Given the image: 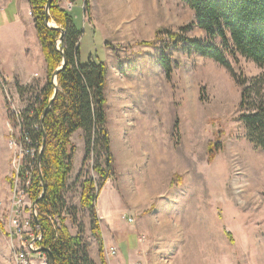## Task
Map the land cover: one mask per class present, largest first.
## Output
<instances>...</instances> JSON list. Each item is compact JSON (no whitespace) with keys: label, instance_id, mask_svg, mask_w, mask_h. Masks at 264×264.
I'll return each mask as SVG.
<instances>
[{"label":"rangeland","instance_id":"374dc122","mask_svg":"<svg viewBox=\"0 0 264 264\" xmlns=\"http://www.w3.org/2000/svg\"><path fill=\"white\" fill-rule=\"evenodd\" d=\"M81 2L75 0L69 11L83 30L79 60L82 64L90 57L106 61L109 72L108 128L114 165L99 196V208L96 205L99 218V209L113 212L112 220L102 223L100 219L104 235L109 238L114 229L123 250L128 232L137 236L145 264H264V150L247 140L238 118L241 87L214 59L177 48L168 38L170 47H165L162 38L155 46L146 44L165 29L205 39L195 11L186 0H115L113 13L99 10L95 29L83 23ZM9 13L11 9L0 10V24L10 18ZM190 23L192 28L183 31ZM17 31L7 26L0 33V75L25 104L40 93L47 73L46 64L31 52L39 43L37 30L28 29L23 36L28 43L25 50L14 51L22 40L16 37ZM162 52L172 61L171 79L160 62ZM2 62L8 70H35L28 79L19 71L7 77ZM234 68L249 77L264 73V67L246 57ZM3 101L9 117L10 106L5 97ZM83 137V130L72 137L77 151L64 191L62 216L73 235L82 232L89 253L96 256L99 243L81 197L86 178L100 184L93 169L100 147H95L96 153L83 165ZM212 140L221 142L222 148L210 161ZM12 167L11 153L9 174L0 173L6 182L0 184V264H15L6 233ZM56 221L60 224L59 217Z\"/></svg>","mask_w":264,"mask_h":264},{"label":"trees","instance_id":"16d2710c","mask_svg":"<svg viewBox=\"0 0 264 264\" xmlns=\"http://www.w3.org/2000/svg\"><path fill=\"white\" fill-rule=\"evenodd\" d=\"M28 1L47 73L46 84L23 112L25 129L32 143L39 148L45 140L43 151L37 152L32 160L35 165H39L40 159L43 180L37 166L30 189L33 202L38 200L36 206L42 232L39 245L52 252L54 264H97L90 256V245L84 240L82 232L73 235L62 216L66 206L64 191L74 168L77 151L72 137L77 131L83 130V165L96 153L95 147H100L93 166L100 177V184L93 178L85 179L81 205L91 213V231L99 243V264H109L96 209L100 193L113 175L114 165L108 128V65L106 61L96 62L91 59L85 64L80 62L83 30L77 27L74 17L60 7L58 0H53L50 4V19L63 32L46 23V5L49 0ZM186 1L195 11L197 24L206 38H192L165 29L159 30L157 37L146 44L155 46L158 39L162 38L165 47H170L168 38L175 47L183 48L189 53H201L227 68L241 87L238 118L245 128V137L256 148L264 150V73L249 77L243 70L236 71L234 68L241 57L264 67V0ZM84 5L85 12L89 14L91 1L85 0ZM192 26L193 23L187 24L182 30L188 31ZM59 38H62V42H58ZM182 42L185 43L183 46L180 45ZM107 46L111 44L107 43ZM64 58L65 65L57 74L56 86L53 74L62 65ZM160 62L167 79H171L174 69L165 52H162ZM56 87L58 90L54 96ZM9 118L12 119L10 115ZM221 148V142H209L210 161ZM44 188L46 192L40 198ZM56 217H59L60 224ZM227 235L233 240L231 232H227Z\"/></svg>","mask_w":264,"mask_h":264},{"label":"built area","instance_id":"2783aa9c","mask_svg":"<svg viewBox=\"0 0 264 264\" xmlns=\"http://www.w3.org/2000/svg\"><path fill=\"white\" fill-rule=\"evenodd\" d=\"M58 2L60 7L67 12L74 7L72 0H58ZM30 14L32 15V11ZM0 86L10 106L12 117L8 128L10 137L8 146L12 150L13 171L10 204L7 210L9 228L6 233L12 241L15 264H49L48 254L38 251L42 232L40 226L35 223L38 210L30 197V189L38 166L32 160L41 150V146L38 148L32 143L25 129L26 122L23 112L28 108L29 102L22 104L18 91L13 90L9 82L1 75ZM124 218L127 216L124 215ZM128 220L134 221L132 217ZM108 253L116 254L117 248L111 246ZM33 255H37V257H33ZM37 260L39 261L37 262Z\"/></svg>","mask_w":264,"mask_h":264},{"label":"crops","instance_id":"0c3cea01","mask_svg":"<svg viewBox=\"0 0 264 264\" xmlns=\"http://www.w3.org/2000/svg\"><path fill=\"white\" fill-rule=\"evenodd\" d=\"M84 1L82 0L81 2V9H83V23L86 24L87 22H89L93 28L97 29L98 28V13L99 10L106 9L108 14L113 13V8H112V3L115 0H90L91 1V10L90 13L87 14L84 10ZM7 10V9H11L12 13H9L10 18L7 16L5 17V19L1 22L0 24V33L2 32L3 28H6L7 26H10L12 28H16V30H18L15 35L16 37H22L21 43L16 44V47L13 48L12 50L17 51V50H25L26 46H27V39H24L23 36L27 33L28 29H35V22H34V18L33 16L30 14L31 10V5L29 3L28 0H0V10ZM3 17V16H2ZM85 17V18H84ZM2 20V18H0ZM37 33V32H36ZM2 34V33H1ZM14 35V36H15ZM36 41L38 39V36L36 34ZM39 41V39H38ZM40 43V42H39ZM38 42H36L35 46H37L36 50H31L32 54L37 55V57L40 59L41 62L45 63V59L44 54L42 52V48H41V44H39ZM91 60L93 61H101V60H96L93 57H90ZM2 65V71L5 72L6 76L9 77L10 75H19L20 73L23 74L24 77H26V79L29 78V74L34 71H29V72H25L22 70H16L15 69H11L8 70L5 68V66L3 65V62L1 63ZM41 70V69H39ZM20 73H19V72ZM17 72V73H16ZM109 73V72H108ZM29 81V80H28ZM109 85H108V96H109ZM0 92H1V88H0ZM4 96L3 93H0V173H4L5 176H7L9 174V168L11 169V151L9 150L8 147V141L10 137H7L8 134V128L10 126V119L7 116L5 107H4ZM5 114V118L3 117V115ZM8 140V141H7ZM73 140V139H72ZM1 177V176H0ZM0 184L5 185L6 182H2L0 179ZM102 193V192H101ZM100 193V195H101ZM99 200V198H98ZM98 200H97V207H98ZM117 207L119 208V201L117 200ZM99 208V207H98ZM99 213H100V219L103 221L106 220H112L113 219V212L111 211L110 208H108V210H106L105 213L102 212V210L99 209ZM102 225H101V231H102V235H103V240H104V247H105V253H106V249L109 250V248L111 246H116L117 247V253L116 254H111V253H106V258L109 264H145L144 260L145 258L142 257L140 254L144 255V250L140 251V249H138V237L133 236L132 234H129L128 236V241H127V246L126 249L123 250L120 243L116 240L115 235H114V229L111 231L112 228H110V237L107 238L102 230ZM118 229V228H116ZM94 241H92L91 244V250H92V246H94ZM98 252L97 255L94 256L91 253V257L92 259L99 264L100 263V256H99V248L97 247Z\"/></svg>","mask_w":264,"mask_h":264},{"label":"water","instance_id":"95a60500","mask_svg":"<svg viewBox=\"0 0 264 264\" xmlns=\"http://www.w3.org/2000/svg\"><path fill=\"white\" fill-rule=\"evenodd\" d=\"M52 1L53 0H49L48 3H47V5H46V23H47L48 26L53 27V28L60 29L63 32L62 28L60 26H58L54 21H51V19H50L49 9H50V4H51ZM72 1L74 2L75 0H72ZM58 42H62V38H59L58 39ZM64 65H65V58H64V60L62 62V65L59 68H57V70L53 74V81L55 82L56 86H57V79H56L57 78V74L59 73L60 69ZM57 90H58V88L56 87L54 96H55ZM50 106H51V104L47 107V110L46 111L49 110ZM44 147H45V140L42 143L41 150H40L41 152L43 151ZM38 169H39V174H40V176H41V178L43 180L40 159H39ZM45 192H46V188H44L43 193L41 194L40 198L45 194ZM37 202H38V200L34 201V204L33 205L36 206L37 205ZM35 223H36V225L40 226V221H39V217L38 216H35ZM38 251L46 252L48 254V256H49V264H54V256H53L52 252L48 248H44V247H41L40 246V248L38 249Z\"/></svg>","mask_w":264,"mask_h":264},{"label":"bare ground","instance_id":"6f19581e","mask_svg":"<svg viewBox=\"0 0 264 264\" xmlns=\"http://www.w3.org/2000/svg\"><path fill=\"white\" fill-rule=\"evenodd\" d=\"M102 199V198H101ZM101 208H103V207H101ZM104 208H106V207H104ZM104 208H103V210H104ZM105 212H106V209L104 210Z\"/></svg>","mask_w":264,"mask_h":264}]
</instances>
